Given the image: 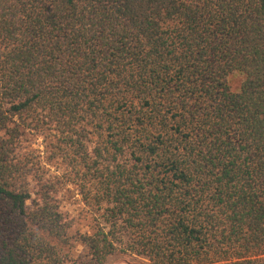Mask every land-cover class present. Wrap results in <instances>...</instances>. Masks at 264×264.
<instances>
[{
  "label": "trees",
  "instance_id": "16d2710c",
  "mask_svg": "<svg viewBox=\"0 0 264 264\" xmlns=\"http://www.w3.org/2000/svg\"><path fill=\"white\" fill-rule=\"evenodd\" d=\"M26 130L71 199L32 185ZM116 254L264 264V0H0V264Z\"/></svg>",
  "mask_w": 264,
  "mask_h": 264
},
{
  "label": "rangeland",
  "instance_id": "374dc122",
  "mask_svg": "<svg viewBox=\"0 0 264 264\" xmlns=\"http://www.w3.org/2000/svg\"><path fill=\"white\" fill-rule=\"evenodd\" d=\"M243 76L240 74H233L229 77V86L233 92H237L243 82ZM22 154L26 156L28 168L31 170V181L35 187L39 180H43L42 183H53L56 185L57 190L60 193V197L63 199H71L73 193V186L70 185L69 174L70 166L68 162L63 161L62 158H52L54 151L53 143H57V138L54 136L44 139L43 135L37 134L35 130L24 131ZM51 132H46L50 134ZM53 135V134H51ZM67 207L71 206V202L66 203ZM73 207V206H72ZM91 228V216L86 214L78 223H76L74 230L71 231L70 243L74 246V250L79 255L85 257L87 251L81 246L76 233L80 229L83 232H89ZM73 248V247H72ZM105 264H149L144 258L116 254L110 256Z\"/></svg>",
  "mask_w": 264,
  "mask_h": 264
}]
</instances>
